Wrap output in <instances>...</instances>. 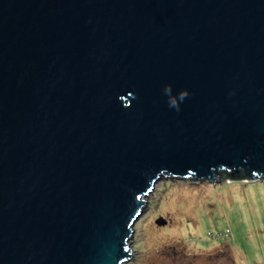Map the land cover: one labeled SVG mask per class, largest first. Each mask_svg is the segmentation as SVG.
<instances>
[{
    "label": "water",
    "instance_id": "95a60500",
    "mask_svg": "<svg viewBox=\"0 0 264 264\" xmlns=\"http://www.w3.org/2000/svg\"><path fill=\"white\" fill-rule=\"evenodd\" d=\"M225 172L264 183V0H0V264H126Z\"/></svg>",
    "mask_w": 264,
    "mask_h": 264
},
{
    "label": "rangeland",
    "instance_id": "374dc122",
    "mask_svg": "<svg viewBox=\"0 0 264 264\" xmlns=\"http://www.w3.org/2000/svg\"><path fill=\"white\" fill-rule=\"evenodd\" d=\"M228 179L161 178L126 264H264V183Z\"/></svg>",
    "mask_w": 264,
    "mask_h": 264
},
{
    "label": "clouds",
    "instance_id": "9594fccd",
    "mask_svg": "<svg viewBox=\"0 0 264 264\" xmlns=\"http://www.w3.org/2000/svg\"><path fill=\"white\" fill-rule=\"evenodd\" d=\"M164 92L166 95H168L169 97V106L170 107H174V108H178V103H177V99L176 98H173L171 96V89L170 87L166 86L165 89H164ZM187 96V93L186 92H182V93H179V100H183L185 97Z\"/></svg>",
    "mask_w": 264,
    "mask_h": 264
},
{
    "label": "trees",
    "instance_id": "16d2710c",
    "mask_svg": "<svg viewBox=\"0 0 264 264\" xmlns=\"http://www.w3.org/2000/svg\"><path fill=\"white\" fill-rule=\"evenodd\" d=\"M225 176H227L230 180H233V181L237 180V179H246L247 178L244 174H240V175L234 176L230 172H226Z\"/></svg>",
    "mask_w": 264,
    "mask_h": 264
},
{
    "label": "bare ground",
    "instance_id": "6f19581e",
    "mask_svg": "<svg viewBox=\"0 0 264 264\" xmlns=\"http://www.w3.org/2000/svg\"><path fill=\"white\" fill-rule=\"evenodd\" d=\"M150 194V193H149Z\"/></svg>",
    "mask_w": 264,
    "mask_h": 264
},
{
    "label": "flooded vegetation",
    "instance_id": "af4514ba",
    "mask_svg": "<svg viewBox=\"0 0 264 264\" xmlns=\"http://www.w3.org/2000/svg\"><path fill=\"white\" fill-rule=\"evenodd\" d=\"M199 264V263H198Z\"/></svg>",
    "mask_w": 264,
    "mask_h": 264
}]
</instances>
